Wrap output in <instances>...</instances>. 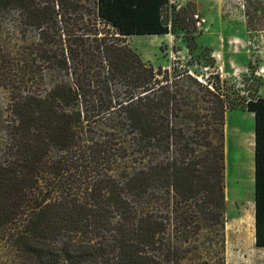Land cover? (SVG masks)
<instances>
[{
    "label": "trees",
    "instance_id": "16d2710c",
    "mask_svg": "<svg viewBox=\"0 0 264 264\" xmlns=\"http://www.w3.org/2000/svg\"><path fill=\"white\" fill-rule=\"evenodd\" d=\"M167 1L0 0L2 264H225L231 109L253 117L264 247V96L233 101L217 71L124 43L178 22L190 58L193 22Z\"/></svg>",
    "mask_w": 264,
    "mask_h": 264
},
{
    "label": "rangeland",
    "instance_id": "374dc122",
    "mask_svg": "<svg viewBox=\"0 0 264 264\" xmlns=\"http://www.w3.org/2000/svg\"><path fill=\"white\" fill-rule=\"evenodd\" d=\"M166 8L169 16L197 12L204 18L199 29H193L189 20L183 24L193 37L190 58L187 33L178 22L171 33L125 36L124 43L154 66L167 65L179 57L191 59L190 68L199 77L217 71L233 101L239 95L248 97L254 89L264 96V0H168ZM249 114L239 109L225 112V195L227 192L228 196L225 199V264H264V247L254 244L248 227L253 197V186L249 185L251 176L247 179L244 172L247 165L249 171L253 168V148L250 147L247 157L244 154L245 132L253 134V119ZM3 119L0 93V124Z\"/></svg>",
    "mask_w": 264,
    "mask_h": 264
},
{
    "label": "bare ground",
    "instance_id": "6f19581e",
    "mask_svg": "<svg viewBox=\"0 0 264 264\" xmlns=\"http://www.w3.org/2000/svg\"><path fill=\"white\" fill-rule=\"evenodd\" d=\"M252 136H253V134H249V133L245 132V137H246V141H245L246 143L245 144H246V147L244 149V154L246 155V157L250 154V150H249L250 147L253 148V139H252ZM244 172L246 174L247 179H249L250 176H251L250 181H249V185L252 187L253 186V168L251 169V171H249L248 165H247ZM226 199H228L227 192H226ZM250 202H251V207L249 209V213H248V216L247 217H249V219H248V227L251 228L252 233H253V230H254L253 229V223H254L253 222V216H254L253 215V197H252V200Z\"/></svg>",
    "mask_w": 264,
    "mask_h": 264
},
{
    "label": "built area",
    "instance_id": "2783aa9c",
    "mask_svg": "<svg viewBox=\"0 0 264 264\" xmlns=\"http://www.w3.org/2000/svg\"><path fill=\"white\" fill-rule=\"evenodd\" d=\"M190 19L196 29H199L204 22V18L197 12L190 13Z\"/></svg>",
    "mask_w": 264,
    "mask_h": 264
},
{
    "label": "crops",
    "instance_id": "0c3cea01",
    "mask_svg": "<svg viewBox=\"0 0 264 264\" xmlns=\"http://www.w3.org/2000/svg\"><path fill=\"white\" fill-rule=\"evenodd\" d=\"M249 116H250V118H251V120L253 119V117H252V113L251 114H249Z\"/></svg>",
    "mask_w": 264,
    "mask_h": 264
}]
</instances>
